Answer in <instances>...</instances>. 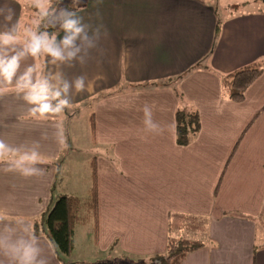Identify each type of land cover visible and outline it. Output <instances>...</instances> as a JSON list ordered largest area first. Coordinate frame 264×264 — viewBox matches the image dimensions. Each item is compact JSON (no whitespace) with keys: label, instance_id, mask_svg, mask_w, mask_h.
I'll use <instances>...</instances> for the list:
<instances>
[{"label":"crops","instance_id":"1","mask_svg":"<svg viewBox=\"0 0 264 264\" xmlns=\"http://www.w3.org/2000/svg\"><path fill=\"white\" fill-rule=\"evenodd\" d=\"M74 1L72 10L59 0L55 40L46 30L35 33L60 51L57 58L30 50L27 32L36 26L29 16L37 1L0 0V32L18 35V41H0V58L18 56L11 84L0 70V215L6 217L0 238L4 225L11 236L26 226L29 236L18 209L41 211L53 202L50 185L41 181L54 174L55 183L60 167H51L52 157H64L81 113L96 145L90 166L92 177L95 160L102 251L152 263L166 253L169 238L185 237L204 246L180 264H264L262 0L222 17L211 0ZM67 20L83 28L69 45L63 42L72 36L63 28ZM253 64L263 72L242 102L232 101L224 76ZM29 68L32 84L43 76L60 93L49 97L53 108L68 101L62 112L42 113L38 100L25 99L31 89L22 78ZM70 109L78 113L67 119ZM181 110L196 111L201 122L186 145L177 140ZM33 155L40 159H15ZM72 257L67 264L82 262Z\"/></svg>","mask_w":264,"mask_h":264},{"label":"rangeland","instance_id":"2","mask_svg":"<svg viewBox=\"0 0 264 264\" xmlns=\"http://www.w3.org/2000/svg\"><path fill=\"white\" fill-rule=\"evenodd\" d=\"M37 1V9L35 12L30 13L29 21H32L35 28H30V32H44V28L38 27L39 23L44 24L45 23V16L44 13L49 11V8L51 6V2L49 0H35ZM73 1V0H72ZM81 0H76V3H78ZM251 0H211L212 5L217 8L219 12V16H223L225 11H236L237 9H244L245 4ZM71 0H63V4L70 3ZM260 4H263V0L259 1ZM39 10V12H37ZM35 15V16H34ZM37 16V17H36ZM39 18V19H38ZM39 29V30H38ZM38 37V36H37ZM41 38V37H40ZM42 50L44 48L42 47ZM82 109V105L80 107ZM64 110V108H63ZM78 113V111L74 109L68 110V118H72L73 116H70V113ZM66 114V113H65ZM76 121L72 125L71 131H74V127L78 128V132L75 133L73 137H71V141L67 142V148L65 149L64 157H61V160L58 162V159L60 158V155L58 154L54 157H52L55 160H52L51 167L54 169L56 168V171L58 172V167H60V172L56 174L53 185L50 182L52 176L49 178L46 177V179L41 181V185L47 186L50 185L51 195H52V203L47 206H44L43 210H38L35 208V210H19V215L16 216L18 220H22V223H26L30 225V228L35 230L36 221L40 219V216L44 211L47 209H50L57 198L60 195L63 194H74L79 196H87L88 191L91 185L92 177H91V166L90 161L92 158H94L96 152V145L94 144V138L90 131L89 121H87L84 117V115L77 114ZM67 119L63 118L61 119L62 123H65V128L68 129L69 124L67 122ZM70 148L72 150H70ZM72 151V152H71ZM64 153V152H63ZM62 154V153H61ZM71 154V155H70ZM72 156L71 160L70 157ZM15 159H21V157H17ZM58 162L57 165H54V162ZM78 193V194H76ZM8 218H11L8 216ZM92 229V224H79L77 226V234H76V240L78 242L77 249L75 248V251H73L72 256H75L76 259H81L82 262H78L79 264H150L151 260H127V257H121L120 260L118 259H112L113 252L110 253V251H102V247H98L96 244L95 236L92 233L90 235L89 228ZM27 227L24 226V228L17 229L14 231V235L12 234L13 230H11L9 233L3 231L1 235L3 238L10 237L12 240H15L17 236L23 235L26 239L29 238L28 234L26 233ZM6 234V237L4 236ZM39 242H36V246L41 247L43 251L37 256V260H42L45 262V264H67L70 260V257L56 252L57 255L60 258V261L53 258V255L51 253V250L48 246V242L53 245L50 238L47 234H43L41 236ZM71 256V257H72ZM2 261L4 258H7L2 262V264H9L10 257L4 256L3 254L0 256ZM73 258V257H72ZM75 261V260H73ZM153 264L156 263L155 261L152 262ZM151 263V264H152Z\"/></svg>","mask_w":264,"mask_h":264},{"label":"trees","instance_id":"3","mask_svg":"<svg viewBox=\"0 0 264 264\" xmlns=\"http://www.w3.org/2000/svg\"><path fill=\"white\" fill-rule=\"evenodd\" d=\"M82 2V1H81ZM59 0H52L49 11L44 13L45 23L40 27L46 30L47 37L56 36L57 33V9L60 6ZM75 1L71 0L65 6L70 9ZM220 28L217 23L216 30ZM263 68L260 64H253L232 73L226 74L223 84L227 89L229 98L235 102H242L248 87L261 75ZM177 140L179 144H188L198 133L201 127L200 117L196 111L181 110L177 112ZM93 131L95 129L92 120ZM92 186L86 197L63 194L55 201L54 205L42 213L35 226V236L41 237L47 234L53 243L56 251L71 257L75 250V234L79 224H92V232L95 240L98 239V182L95 160L92 162ZM204 246L200 240H192L185 237L169 238L167 251L154 264H180L185 256ZM73 264H79L75 262ZM153 264V263H152Z\"/></svg>","mask_w":264,"mask_h":264},{"label":"clouds","instance_id":"4","mask_svg":"<svg viewBox=\"0 0 264 264\" xmlns=\"http://www.w3.org/2000/svg\"><path fill=\"white\" fill-rule=\"evenodd\" d=\"M31 3V0H29ZM11 15L5 17L7 20H11ZM77 20H67L63 28L71 30L72 36L67 37L64 39V44L69 45L72 43L73 39L83 31L82 27L77 26ZM28 35L32 37V42L30 45V50L34 56L39 53L40 49L43 47L45 52L51 53L52 56L60 58L61 53L58 49H55L50 46L49 43H46L41 40V38L35 36L34 32H27ZM47 35V34H45ZM53 40H55V35H53ZM0 41L7 44L13 41H18V35H12L10 32H0ZM18 68V56H13L10 60H5L0 58V70H2L3 75L11 84V78L14 75ZM37 68L39 66L37 65ZM33 69L29 68L28 72L22 78L27 83L24 85L25 87H30L31 94L26 96L25 99L28 100H38L41 104L40 111L44 112H62L61 106L68 103L67 100L61 99L59 105L56 108H53L50 103L49 97L52 99L58 98L60 93L58 91H51L50 86L48 85L47 81L43 78V76H39L37 82L35 84L31 83L30 77ZM84 87L83 79L77 82V91H80ZM17 90V86H16ZM71 106V105H70ZM4 146L0 144V149ZM21 159H31L36 160L40 159L38 156L33 155L31 157L24 156ZM43 162V161H41ZM6 220V217L0 215V223H3ZM5 232H10L11 229L8 225H4ZM36 239L34 230L31 228V233L29 238H25L23 235L17 236L15 240H12L10 237L8 238H0V253L4 256L10 257L9 264H45L42 260H37V256L43 251L41 247L36 246Z\"/></svg>","mask_w":264,"mask_h":264},{"label":"water","instance_id":"5","mask_svg":"<svg viewBox=\"0 0 264 264\" xmlns=\"http://www.w3.org/2000/svg\"><path fill=\"white\" fill-rule=\"evenodd\" d=\"M264 1V0H263Z\"/></svg>","mask_w":264,"mask_h":264}]
</instances>
